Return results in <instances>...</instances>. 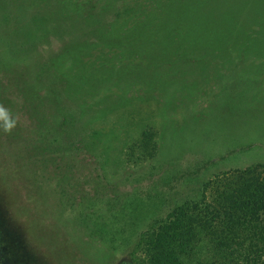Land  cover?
Listing matches in <instances>:
<instances>
[{"label": "rangeland", "instance_id": "rangeland-1", "mask_svg": "<svg viewBox=\"0 0 264 264\" xmlns=\"http://www.w3.org/2000/svg\"><path fill=\"white\" fill-rule=\"evenodd\" d=\"M220 2L63 0L62 11L40 9L50 40L31 39L29 49L18 52L20 60L1 55L8 60L0 64L15 73L0 70L3 81L11 77L5 91L12 99L0 98V105L17 125L10 134L0 129V264H146L140 233L155 226L144 220V196L165 192V216L209 176L176 181L166 176L165 161L143 168L155 139L162 142L177 122L184 133L167 139L165 158L202 149L208 156L229 153L227 165L264 161V45L253 34L264 26L247 19L252 8L246 2L244 15L230 19L225 34L200 30L203 22L228 20ZM27 5L33 15L36 8ZM63 13L79 17L70 21ZM11 21L1 25L20 47L21 35L12 32L15 16ZM157 28L164 34H155ZM19 74L28 87L21 88ZM56 83L61 92L53 95L49 88ZM62 106L70 112L65 129L55 122ZM98 200L108 212L119 211V229L122 208L134 206V224L128 233L119 230L115 248L77 234L78 215L90 216ZM208 246L200 242L188 264H209Z\"/></svg>", "mask_w": 264, "mask_h": 264}, {"label": "trees", "instance_id": "trees-1", "mask_svg": "<svg viewBox=\"0 0 264 264\" xmlns=\"http://www.w3.org/2000/svg\"><path fill=\"white\" fill-rule=\"evenodd\" d=\"M29 2L32 8H36L33 15H30V10L32 9H28L27 4ZM173 2L178 5L182 4L183 0H173ZM246 2H249L252 8L247 19L253 16L252 24L264 26V0H225V6L230 12L228 20L217 23L203 22L199 26L200 30H205L210 35L225 34L223 31L229 24L230 19H233L235 15L239 16L240 13L244 15L243 11ZM218 4H224V0ZM65 7L63 0H27L26 2L25 0H0V58L1 55L7 52L9 55L15 56V60L23 59V57L17 56L18 52L29 49L27 44H29L31 39L34 42L50 40L48 35L50 29L45 23L46 21L41 20L40 9L49 13L56 9L62 11ZM63 15H65L64 18L66 20L70 21L79 17L77 14L69 16V14L63 13ZM14 16L16 22L12 26V32L21 35L18 39V42L21 43L20 47L5 34L1 25L2 21L12 22L11 19ZM27 17L32 18L31 21H27L25 19ZM55 18L58 19L59 17ZM259 29L257 28L256 31H253L255 33H252L256 35L255 42L257 41L264 45V31L259 32ZM153 32L163 35L165 29L157 28ZM0 60L6 61L8 59ZM142 66L140 64L139 68ZM1 69L7 70L8 76H12L15 73L14 68L11 65H7L6 62L0 64ZM23 76V74H19L20 78ZM39 76L40 71H36L35 78L39 79ZM25 78L26 76L21 81L23 82ZM10 79L11 77L8 82H10ZM21 81H19V84L23 88L25 83ZM8 82L3 81L0 77V98L12 100L8 98L5 91V84H8ZM50 85L52 86V83ZM25 86L28 87L26 84ZM51 86L49 93L56 95V93L61 92L58 83H56L55 87ZM24 101H26L27 105L33 103L27 100ZM81 108L83 109L84 107ZM69 115V110L64 106L58 108L55 112V122L59 126L56 127L65 129L64 126L68 121ZM41 116L44 117L42 114ZM45 117L46 120L44 118L42 123L40 122V124H43L42 128H45L46 121H49V118L47 119L49 117L48 114ZM178 124V122L175 126L173 124L171 132L163 137L162 142L155 139L153 150L148 158L150 160L143 168L148 169L149 165H154L155 161H165L167 164L165 168L166 176L170 177V173H172L173 176L171 177H177L176 181L179 176L184 181H190L196 177L209 176L201 181L193 195L178 200L171 205L165 216L160 215L162 214L160 210L164 206L165 192L163 194L158 191L156 196L154 195L155 197L150 195L151 193H148L146 197L144 196L143 204L146 205L145 211H147L144 220L153 221L151 223L155 226L153 229L150 228L140 233L141 241L139 244L145 255L144 263L188 264L189 260L198 253V251H195L199 243L205 241L209 245L208 250L213 253L209 264H264V161L257 160L250 163L227 165L225 163L228 160L229 153L208 156L202 149H188L178 159H176L175 154L172 160L165 158L164 155L167 151L165 143L167 139L172 134H174L173 137L179 138L184 133ZM187 137L190 143H200L199 141L196 142L190 135H187ZM232 152L235 153L236 151ZM243 154L241 152L240 155ZM215 157L219 158V160ZM182 162L193 163L187 170L183 171L179 168ZM219 164H224L225 168L215 171L214 168H217ZM168 166L171 167L169 171L167 170ZM153 170L154 168L146 170L147 175H152ZM181 170L184 173L180 174ZM208 171L213 172L208 173ZM99 203L101 202L98 200L93 206L90 216L84 215L85 212L78 215L80 220L74 221L77 234L83 235V232H85L92 240L100 241L98 243H109L111 247L115 248V243L118 242L116 241V235L121 232L119 230H124V232L128 233L134 224V206L132 202H129L122 208V215L125 220L123 226L119 229L114 224L120 219L119 211L113 209L108 212L104 205L101 206ZM150 206L153 208H149ZM149 209H153L150 212L153 215H148ZM106 226L109 227V234H111L108 240L104 239L103 235Z\"/></svg>", "mask_w": 264, "mask_h": 264}, {"label": "clouds", "instance_id": "clouds-1", "mask_svg": "<svg viewBox=\"0 0 264 264\" xmlns=\"http://www.w3.org/2000/svg\"><path fill=\"white\" fill-rule=\"evenodd\" d=\"M17 120L12 116L10 110L0 105V129L3 132L10 134L16 127Z\"/></svg>", "mask_w": 264, "mask_h": 264}]
</instances>
